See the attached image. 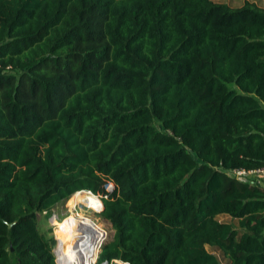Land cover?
<instances>
[{"label": "trees", "instance_id": "1", "mask_svg": "<svg viewBox=\"0 0 264 264\" xmlns=\"http://www.w3.org/2000/svg\"><path fill=\"white\" fill-rule=\"evenodd\" d=\"M262 165L264 8L0 0V264H56L81 190L98 263L264 264V185L226 174Z\"/></svg>", "mask_w": 264, "mask_h": 264}, {"label": "rangeland", "instance_id": "2", "mask_svg": "<svg viewBox=\"0 0 264 264\" xmlns=\"http://www.w3.org/2000/svg\"><path fill=\"white\" fill-rule=\"evenodd\" d=\"M213 2H217V3H225L230 7H240L241 5H243L245 2H250V3H254L255 5H257L260 8H264V0H212ZM106 189L109 191L112 189V185L111 183H107L106 184ZM80 194V195H79ZM89 197H96L95 194H92L91 192H87L84 190L81 191H77L75 193H73L69 198H67L66 200H64L63 202L57 204L51 212L50 217L48 218V223L42 226L43 229H47V228H51L52 230V235L55 238V245L58 239V235H59V229L61 228V225L64 221V218L66 216H68V219L71 222H77V216L82 214L84 219L86 220V223L88 225V227L91 230V234H92V239H93V233H92V229H91V220L92 218L104 229L102 231L105 232V237H102V240L99 244H96L97 249H95V251L93 250V254L96 257V259H94V263L93 264H99L97 262V258L99 255V252L101 250V246L107 242L108 240H111L113 235H114V229L111 226L110 222L105 220L98 212L99 208H89L92 205V202L90 200ZM101 204V203H100ZM88 205V206H87ZM101 208V207H100ZM72 214V215H71ZM52 217V218H51ZM92 217V218H91ZM39 218H42V215L39 216ZM216 218L218 220H224V221H229L231 222L236 228L238 227V223L237 220L234 218H231L229 215L227 214H219L216 216ZM93 220V221H94ZM54 245V247H55ZM99 246V248H98ZM206 248L210 251L213 252L214 254H216L222 264H227V260L225 259V257L221 254L220 250H218L217 248H213L210 247L208 245H206ZM54 250V248H53ZM96 255H95V253ZM55 255V253H54ZM77 257L71 258L69 261L73 264V263H77ZM56 259H58V257H56ZM65 260V259H64ZM66 261V260H65ZM67 264H69L66 261ZM122 263L120 261H113L111 264H119ZM57 264H60V261H57ZM123 264V263H122Z\"/></svg>", "mask_w": 264, "mask_h": 264}, {"label": "bare ground", "instance_id": "3", "mask_svg": "<svg viewBox=\"0 0 264 264\" xmlns=\"http://www.w3.org/2000/svg\"><path fill=\"white\" fill-rule=\"evenodd\" d=\"M91 235V230L82 214L77 216V222H71L66 216L54 247L55 257H58L56 260H59L60 264H67L66 261L72 264L69 260L77 257V263L73 264H93L96 259L93 250L95 251L97 246L93 243Z\"/></svg>", "mask_w": 264, "mask_h": 264}, {"label": "built area", "instance_id": "4", "mask_svg": "<svg viewBox=\"0 0 264 264\" xmlns=\"http://www.w3.org/2000/svg\"><path fill=\"white\" fill-rule=\"evenodd\" d=\"M226 174L230 177L236 178L237 180L248 181V182L256 183V184H260V185L264 184V165H262L258 168H254V169H245V168L231 169V170H228L226 172ZM96 197H98V196L96 195ZM98 199L101 203V200L99 197H98ZM99 245H100V243H99ZM98 248H99V246H98ZM113 261H117V260H113ZM113 261H111L110 263H108L107 261H102L99 264H111ZM122 263L128 264L127 262H122Z\"/></svg>", "mask_w": 264, "mask_h": 264}, {"label": "water", "instance_id": "5", "mask_svg": "<svg viewBox=\"0 0 264 264\" xmlns=\"http://www.w3.org/2000/svg\"><path fill=\"white\" fill-rule=\"evenodd\" d=\"M101 206H102V203H101ZM101 209H102V207H101ZM11 224L12 223H8V226H11ZM53 251V253H54V250H52ZM55 262H56V259H55ZM56 264H57V262H56Z\"/></svg>", "mask_w": 264, "mask_h": 264}, {"label": "crops", "instance_id": "6", "mask_svg": "<svg viewBox=\"0 0 264 264\" xmlns=\"http://www.w3.org/2000/svg\"><path fill=\"white\" fill-rule=\"evenodd\" d=\"M264 185V184H263Z\"/></svg>", "mask_w": 264, "mask_h": 264}]
</instances>
